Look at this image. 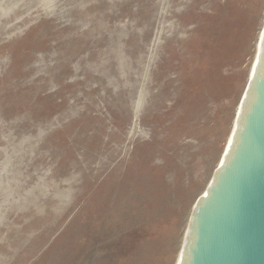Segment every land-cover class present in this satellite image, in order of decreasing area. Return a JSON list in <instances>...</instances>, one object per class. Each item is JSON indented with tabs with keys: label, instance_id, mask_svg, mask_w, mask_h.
<instances>
[{
	"label": "rangeland",
	"instance_id": "obj_1",
	"mask_svg": "<svg viewBox=\"0 0 264 264\" xmlns=\"http://www.w3.org/2000/svg\"><path fill=\"white\" fill-rule=\"evenodd\" d=\"M263 29L264 0H0V264H177Z\"/></svg>",
	"mask_w": 264,
	"mask_h": 264
},
{
	"label": "water",
	"instance_id": "obj_2",
	"mask_svg": "<svg viewBox=\"0 0 264 264\" xmlns=\"http://www.w3.org/2000/svg\"><path fill=\"white\" fill-rule=\"evenodd\" d=\"M177 264H264V31L240 113Z\"/></svg>",
	"mask_w": 264,
	"mask_h": 264
},
{
	"label": "bare ground",
	"instance_id": "obj_3",
	"mask_svg": "<svg viewBox=\"0 0 264 264\" xmlns=\"http://www.w3.org/2000/svg\"><path fill=\"white\" fill-rule=\"evenodd\" d=\"M263 31H264V29H263ZM263 31H262L261 36H260L259 44H258V47H257V52H258V49H259V45H260V42H261V38H262V35H263ZM256 55H257V53H256ZM255 59H256V56H255ZM254 62H255V60H254ZM253 66H254V64H253ZM253 66L251 68V73H252ZM251 73H250V76H251ZM240 108H241V105H240ZM239 113H240V109H239L238 115H239ZM236 121H237V118H236ZM186 236H187V234H186ZM185 239H186V237H185Z\"/></svg>",
	"mask_w": 264,
	"mask_h": 264
}]
</instances>
